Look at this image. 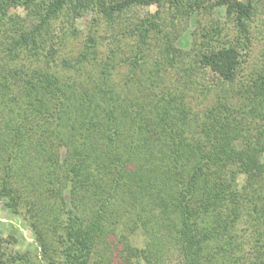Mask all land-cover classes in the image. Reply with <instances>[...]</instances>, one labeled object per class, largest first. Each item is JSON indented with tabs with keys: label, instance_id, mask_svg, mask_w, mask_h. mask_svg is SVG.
<instances>
[{
	"label": "trees",
	"instance_id": "obj_1",
	"mask_svg": "<svg viewBox=\"0 0 264 264\" xmlns=\"http://www.w3.org/2000/svg\"><path fill=\"white\" fill-rule=\"evenodd\" d=\"M29 3L36 0H0L3 51L13 59L46 50L51 40L46 27L69 5L75 12L92 8L108 22H125L123 15L133 6L167 4L174 24L190 18L203 0H41L39 22L10 33L19 21L10 10ZM217 4L248 31L253 0ZM157 22L141 18L123 25L132 26L123 34L139 36L138 55L159 29ZM160 36L162 65L188 58L189 76L207 68L223 81L236 80L242 63L236 46L200 51L189 65L192 52L175 46L167 32L160 30ZM94 44L79 53L77 62L97 61ZM47 52L53 59L52 48ZM140 60L131 64L137 67ZM64 65L75 68L69 61ZM155 69L157 76L165 70ZM102 71L96 79L78 80L41 67L29 70L23 62L0 64V200L25 214L44 264H115V255L125 264H158L165 262L166 241L181 264H246L252 256L248 250L241 255L236 226L245 208L256 217L264 212V71L238 89L243 99L238 108L207 111L196 137L184 89L163 79L148 85L141 79L151 70L141 69L121 93L111 74ZM241 173L246 184L240 188ZM139 232L143 245L134 243ZM49 241L54 251L47 257ZM8 243L0 236V264H30L26 253L9 252ZM253 252L252 262L264 264L263 240Z\"/></svg>",
	"mask_w": 264,
	"mask_h": 264
},
{
	"label": "rangeland",
	"instance_id": "obj_2",
	"mask_svg": "<svg viewBox=\"0 0 264 264\" xmlns=\"http://www.w3.org/2000/svg\"><path fill=\"white\" fill-rule=\"evenodd\" d=\"M40 1L36 0V3H29L10 10V14L14 15L13 18L16 21L19 19L18 23H13L15 27L12 26L10 21V27H13L10 33H20L23 29H31L39 22L40 12L37 7H40ZM253 1L255 9L251 18L247 21L248 31H244L235 15L229 13L225 6L217 4V0H203L201 7L190 18L175 21L174 24L169 22V12L172 10L167 4L133 6L123 15V18H127L125 22L122 18L116 19L115 22H108L105 16L98 15L97 11L92 8L75 12L72 11V7L69 5L65 7L60 15L50 21L49 27H46L50 33L48 38L52 40H49L46 47L47 49L52 48V51H54L53 59L47 49L43 52L39 50L41 53L37 57L23 60L13 59L15 57L13 54H6L3 51L7 46L5 44L7 39L4 35H0V64H6L10 67L14 62H23L29 70L41 67L63 78L72 77L78 80L96 79L103 69L102 72L111 74L110 81L117 85L116 89L121 93L126 92L131 85V75L141 73V69H143L142 72L145 69L151 70L142 76L141 80L146 84L150 85L155 80L163 79L167 86L184 89L185 99L189 103L193 114L190 128L192 130L191 135L196 137L194 133L199 129L198 126L204 120L207 111L212 109L216 112L219 107L224 105L238 108L243 101L238 89L253 76H256V72L264 71V0ZM41 14H44L43 9ZM141 18L158 20L159 31H152L153 38L148 40L142 54L138 55L137 43H139L140 38L137 34H123L129 28H132L129 25V28L125 29L126 27L123 25L129 21L134 23ZM14 28L17 29L13 30ZM160 30L167 32L175 46L192 52L189 57V65L194 63L192 61L195 60L200 51H208L226 45L236 46L241 52L242 59L241 69L236 80L233 82L223 81L207 68L196 69L195 74L189 76L185 73L188 58L180 61L175 66L166 63L162 65L164 61L161 54L163 39L160 36ZM94 37L95 40L92 41L91 39ZM92 42L95 43L94 45H96L98 51L97 61L84 60L77 62L79 53L90 46ZM28 53L29 51H27ZM42 53L49 57L48 62L42 57ZM30 54H33L32 51ZM135 58L137 60L141 59L137 67L131 64V60ZM68 61L70 66H75V68H67L64 63ZM158 65L165 68L160 72V76L155 73V68ZM252 134L257 137L256 129ZM236 145L241 147V140H237ZM261 159L264 161V155ZM238 176V186L241 188L246 184V175L241 173ZM261 203H264L263 199ZM257 215L258 213L250 215V212H246L245 208V213H243L236 226V237L240 244L241 255L248 250L250 251L248 256H252L247 257L246 264H258L257 262L254 263L255 253L253 247L259 240L264 241V236L262 238L261 234L262 227H264V212L260 217H256ZM123 223V221L118 223L119 229L123 228ZM0 236L9 241V252L26 253L29 256L30 264L45 263L42 246L37 241L25 214L14 213L7 209L4 200H0ZM133 239L135 244H144L145 238L141 232L133 235ZM49 245L47 257L48 255L50 257L54 251L51 241H49ZM167 248L169 250H166ZM163 250H166L163 256L165 262L160 263V261L158 264H181V256L175 251L174 246L170 245L169 241L165 242ZM95 257L99 258L98 256ZM114 261L115 264H125L118 255L114 256ZM143 264H145V261Z\"/></svg>",
	"mask_w": 264,
	"mask_h": 264
}]
</instances>
